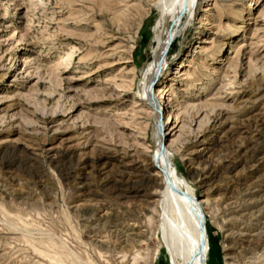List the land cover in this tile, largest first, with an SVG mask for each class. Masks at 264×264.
I'll list each match as a JSON object with an SVG mask.
<instances>
[{
  "label": "rangeland",
  "instance_id": "374dc122",
  "mask_svg": "<svg viewBox=\"0 0 264 264\" xmlns=\"http://www.w3.org/2000/svg\"><path fill=\"white\" fill-rule=\"evenodd\" d=\"M154 1L0 0V264H170L138 94ZM162 60L207 263L264 264V0H202Z\"/></svg>",
  "mask_w": 264,
  "mask_h": 264
},
{
  "label": "bare ground",
  "instance_id": "6f19581e",
  "mask_svg": "<svg viewBox=\"0 0 264 264\" xmlns=\"http://www.w3.org/2000/svg\"><path fill=\"white\" fill-rule=\"evenodd\" d=\"M201 1H154L153 5L158 10V15L153 25L155 40L152 46L153 57L142 72L138 89L140 101L150 108L154 118L152 139L154 154L151 164L157 169V174H160V183L155 187L156 203L153 210L160 218L158 229L161 244L168 253L170 264H208L209 244L200 201L184 177L178 173L167 147H163L166 134L162 131L160 109L150 86L165 72V67L169 64L168 62L164 65L162 60L166 50L173 39L191 22ZM158 105L161 107V103ZM173 128L175 126H171V130Z\"/></svg>",
  "mask_w": 264,
  "mask_h": 264
}]
</instances>
